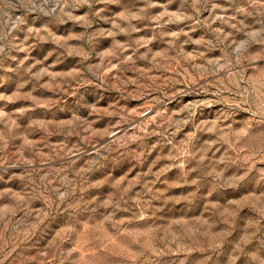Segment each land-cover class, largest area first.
I'll return each mask as SVG.
<instances>
[{
  "label": "rangeland",
  "instance_id": "374dc122",
  "mask_svg": "<svg viewBox=\"0 0 264 264\" xmlns=\"http://www.w3.org/2000/svg\"><path fill=\"white\" fill-rule=\"evenodd\" d=\"M0 264H264V0H0Z\"/></svg>",
  "mask_w": 264,
  "mask_h": 264
}]
</instances>
